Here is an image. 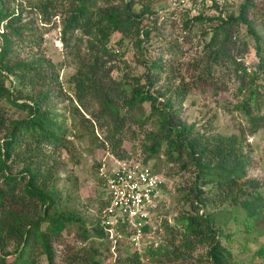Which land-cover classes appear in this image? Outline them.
Segmentation results:
<instances>
[{
    "label": "trees",
    "instance_id": "16d2710c",
    "mask_svg": "<svg viewBox=\"0 0 264 264\" xmlns=\"http://www.w3.org/2000/svg\"><path fill=\"white\" fill-rule=\"evenodd\" d=\"M154 4L0 0V264H240L229 243L238 233L247 240L264 236V180L249 175L253 160L245 135L222 134L210 124L198 128L181 117L192 91L222 93L236 101L231 108L247 119L250 133L264 128V39L258 31L264 32V0L205 6L197 15L188 10L173 31L176 39L167 36V19L177 9ZM30 14L48 26L61 19L66 61L74 67L68 87L57 64L42 53L45 34ZM115 34L121 35L117 45L131 42L143 74L114 76ZM251 46L259 58L252 71L238 57ZM73 100L88 113L97 148L151 164L162 176L163 168L169 175L190 173L178 189L183 208L175 224L162 220L166 234L157 232L133 256H113L102 226L109 205L103 178L91 228L71 207L72 194L59 187L64 155L73 154L61 109ZM145 104L149 114L142 111ZM19 112L26 116L16 117ZM134 127L149 143L141 155L126 146L134 141L126 134H137ZM220 213L233 215L232 234L217 227ZM73 225L77 231L70 239Z\"/></svg>",
    "mask_w": 264,
    "mask_h": 264
},
{
    "label": "rangeland",
    "instance_id": "374dc122",
    "mask_svg": "<svg viewBox=\"0 0 264 264\" xmlns=\"http://www.w3.org/2000/svg\"><path fill=\"white\" fill-rule=\"evenodd\" d=\"M154 2L155 8L169 5L170 9H177V15L167 19L169 26L167 36H170L171 39H176L173 31L178 30V26L181 25V20H183V15L187 14L186 11L190 10V14L197 15L200 8V5L196 2L189 0H154ZM29 18H32L36 27L38 26L40 33L43 32L45 34L42 53L57 64L58 68H60L61 79L68 87L66 82L69 76L74 73V67H71L68 63L69 61H66L65 47L61 40V19L58 17L54 21L55 25L48 26L43 24L35 14H30ZM195 30L198 31L199 26ZM258 31L264 39L262 29L259 28ZM3 32L4 28L1 25L0 37ZM120 38L121 35L119 34L113 35L111 44L118 55L114 76L121 78L124 74H131L132 76L143 74L145 69L137 65L132 59L135 51L131 42L125 40L123 44L117 45ZM150 50L153 49L150 48ZM238 57L243 58L245 65L251 71L256 69L259 58L255 53L254 47L251 46L249 52H241ZM235 102L229 94L220 93L218 96H214L211 92L192 91L183 105L181 117L189 125L195 124L198 128H203L204 125L210 124L214 131L222 134L239 136L244 134L246 146H248L253 160L249 175L250 177L264 180V128L255 134L250 133V125L247 119L231 108ZM74 106L80 108V113H75ZM61 110L66 118L65 123L71 132L73 154L65 153L64 155L65 165L61 173L62 181L59 187L72 194L71 207H74L81 214L87 226L91 228V224L99 215L102 202L101 193L103 187L99 182L98 164L111 163V156L113 155L108 149L102 150L96 147L91 135L90 122L85 120L89 118V115L79 106L78 102L75 100L73 102L68 101L62 106ZM142 111L149 114V105L145 104ZM13 112H16L15 109H13ZM15 116L24 118L26 114L19 112ZM150 128L151 126L148 125L146 130H150ZM134 130L137 131V134L132 131L126 134V137L134 139L133 142L128 141L126 146L131 153L141 155L143 152L142 145H149V143H146L143 130L141 131L137 127H134ZM95 133L100 140L104 139V134L101 130L96 128ZM169 172V168H163V178L165 179L163 206L156 211V224L161 230V235L166 234L165 228L161 227L162 220L167 221L170 225L175 224V219L183 208V204L178 203L180 199L178 189L185 185L186 178H190V173L177 175L173 171L169 175ZM214 220L218 228H226L227 232L233 233V229H229L230 226H236L233 215L220 213L214 217ZM69 231L71 234L69 238L72 239L73 234L77 231L76 225L70 227ZM236 237L228 246L237 256L238 262H241L240 264H264V255L259 254L260 249H264V236L254 240V235H252V239L247 240L242 233H238ZM142 251L143 249L140 250V252ZM202 252V254H205V250H202ZM134 253H136L135 250H132L125 243L118 248L117 257L133 256Z\"/></svg>",
    "mask_w": 264,
    "mask_h": 264
},
{
    "label": "built area",
    "instance_id": "2783aa9c",
    "mask_svg": "<svg viewBox=\"0 0 264 264\" xmlns=\"http://www.w3.org/2000/svg\"><path fill=\"white\" fill-rule=\"evenodd\" d=\"M189 1L196 2L202 8L234 0ZM110 162H104L99 169V177L103 178L109 201L102 213V226L116 259L121 245L127 243L132 250H144L154 242V235L161 232L156 224V211L163 202L165 179L156 173L151 164L121 160L114 155ZM155 246H158L157 242Z\"/></svg>",
    "mask_w": 264,
    "mask_h": 264
}]
</instances>
